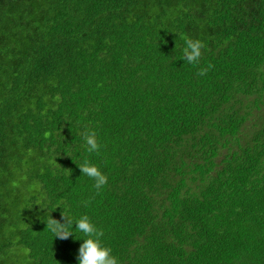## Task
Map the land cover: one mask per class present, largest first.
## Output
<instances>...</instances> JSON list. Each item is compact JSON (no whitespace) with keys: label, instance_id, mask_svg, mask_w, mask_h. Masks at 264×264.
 <instances>
[{"label":"trees","instance_id":"16d2710c","mask_svg":"<svg viewBox=\"0 0 264 264\" xmlns=\"http://www.w3.org/2000/svg\"><path fill=\"white\" fill-rule=\"evenodd\" d=\"M85 214L119 264H264V0H0V264H77Z\"/></svg>","mask_w":264,"mask_h":264},{"label":"clouds","instance_id":"9594fccd","mask_svg":"<svg viewBox=\"0 0 264 264\" xmlns=\"http://www.w3.org/2000/svg\"><path fill=\"white\" fill-rule=\"evenodd\" d=\"M204 48L205 44L203 41L186 38L184 40L182 59L191 65H196L202 57ZM206 71V69L201 70L200 75H204ZM83 140L88 153L99 151L100 144L95 132H88L84 135ZM79 168L82 175L94 181V188L97 192L102 191L107 185L108 177L96 163L85 160L79 165ZM37 205L42 210L47 209L40 204ZM46 227L53 237L63 240L74 234V238L82 240L76 258L77 264H119V259L113 253V249L104 243L103 231L97 227L87 214L75 219L66 218L63 223L51 217L46 221ZM77 233L80 235L78 236Z\"/></svg>","mask_w":264,"mask_h":264}]
</instances>
